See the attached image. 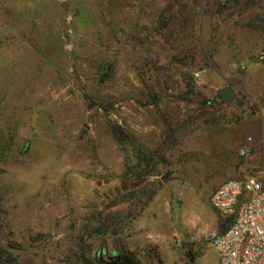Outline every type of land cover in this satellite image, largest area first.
I'll return each mask as SVG.
<instances>
[{
	"label": "rangeland",
	"instance_id": "rangeland-1",
	"mask_svg": "<svg viewBox=\"0 0 264 264\" xmlns=\"http://www.w3.org/2000/svg\"><path fill=\"white\" fill-rule=\"evenodd\" d=\"M245 175L264 0H0V264H212L209 195Z\"/></svg>",
	"mask_w": 264,
	"mask_h": 264
},
{
	"label": "built area",
	"instance_id": "built-area-1",
	"mask_svg": "<svg viewBox=\"0 0 264 264\" xmlns=\"http://www.w3.org/2000/svg\"><path fill=\"white\" fill-rule=\"evenodd\" d=\"M200 83L199 72L193 73ZM240 157L249 148L238 149ZM209 205L223 217L225 226L211 232L207 245L215 249L216 264H264V185L252 175L232 177L216 185Z\"/></svg>",
	"mask_w": 264,
	"mask_h": 264
},
{
	"label": "trees",
	"instance_id": "trees-1",
	"mask_svg": "<svg viewBox=\"0 0 264 264\" xmlns=\"http://www.w3.org/2000/svg\"><path fill=\"white\" fill-rule=\"evenodd\" d=\"M188 259L190 260L192 258L190 257ZM105 264H139V262L134 258L130 251H124L120 254L111 256L110 260Z\"/></svg>",
	"mask_w": 264,
	"mask_h": 264
},
{
	"label": "water",
	"instance_id": "water-1",
	"mask_svg": "<svg viewBox=\"0 0 264 264\" xmlns=\"http://www.w3.org/2000/svg\"><path fill=\"white\" fill-rule=\"evenodd\" d=\"M218 95L222 101H227L231 99L234 95L233 90L229 86H221L218 88ZM26 144L22 147V151H25Z\"/></svg>",
	"mask_w": 264,
	"mask_h": 264
},
{
	"label": "crops",
	"instance_id": "crops-1",
	"mask_svg": "<svg viewBox=\"0 0 264 264\" xmlns=\"http://www.w3.org/2000/svg\"><path fill=\"white\" fill-rule=\"evenodd\" d=\"M224 180H225V179H224ZM224 180H223V181H224ZM221 182H222V181L220 180V181L217 182L215 185H218V184L221 183ZM213 253H214V257H213V258H214V259H213L214 261H213L212 264H216V256H215V255H216V252H215V249H214V248H213Z\"/></svg>",
	"mask_w": 264,
	"mask_h": 264
}]
</instances>
